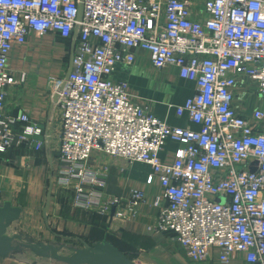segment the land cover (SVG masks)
<instances>
[{"label":"built area","instance_id":"2783aa9c","mask_svg":"<svg viewBox=\"0 0 264 264\" xmlns=\"http://www.w3.org/2000/svg\"><path fill=\"white\" fill-rule=\"evenodd\" d=\"M76 29L70 74L52 83L61 117L54 183L72 192L75 207L126 219L148 193H106L90 160L100 150L145 164L160 190L154 228L176 234L189 264L212 248L224 264L238 254L264 264V0H0V154L45 145L42 125L6 110L9 87L25 81L8 67L14 46L31 34L72 38ZM138 49L155 68L175 66L195 80L177 112L199 129L169 125L115 79ZM169 139L180 147L165 162Z\"/></svg>","mask_w":264,"mask_h":264},{"label":"crops","instance_id":"0c3cea01","mask_svg":"<svg viewBox=\"0 0 264 264\" xmlns=\"http://www.w3.org/2000/svg\"><path fill=\"white\" fill-rule=\"evenodd\" d=\"M73 39L74 36L63 38L55 33L42 36L31 34L26 44H16L10 54L8 67L17 77L25 75V81L9 87L6 110L13 115L20 109L24 110L34 122L44 127L45 135L50 137L45 136V145L39 150H29L26 146H15L9 150L10 154L20 153L14 163L22 169L8 166L0 168V205L10 200L23 207L16 200L17 188L31 179L33 173L27 175V170L33 166L42 171L50 163V158L53 160L57 154L61 117L60 109L52 96V83L55 78L67 76L71 65ZM114 77L116 80H127L128 91L137 101L169 125L200 128L191 120L188 112L181 116L177 112L178 106L185 104L196 92L195 80L181 75L179 68H155L149 52L138 49L134 62L130 65L120 64ZM179 147V142L169 139L161 151L162 160L172 162ZM90 165L104 173L106 193L129 197L132 190L139 189L148 193V200L141 203L136 213L126 219H111L110 216L96 211L75 207L72 203V192L69 191L74 208L58 198L55 208L59 221L79 229V238L88 243L109 240L137 264H156L157 257L164 259L165 264H189L190 260L176 234L158 232L154 228L159 209L154 205L153 199L160 190L156 181L147 182L149 166L114 157L100 150L93 152ZM142 248L145 250L140 252ZM131 253L136 257H131ZM198 264L224 263L219 260L218 248H212L208 259ZM230 264L251 263L243 254H238Z\"/></svg>","mask_w":264,"mask_h":264},{"label":"rangeland","instance_id":"374dc122","mask_svg":"<svg viewBox=\"0 0 264 264\" xmlns=\"http://www.w3.org/2000/svg\"><path fill=\"white\" fill-rule=\"evenodd\" d=\"M30 150V149H29ZM20 153H9V150L3 154H0V168L8 166L10 168L22 169L17 167L15 162L16 157ZM51 163V162H50ZM48 163L46 167L42 168V171L35 167H29L26 174L31 176L29 181H26L23 186L17 188V201H20L24 207L21 218L10 226L9 234L19 233L24 240L31 241H43L51 243H64L70 246L81 247L83 240L81 231L79 229L70 226L67 223H61L60 218L56 214L55 204L58 202V198L62 203L68 204L71 208H74L71 203L70 192L58 187L55 183L53 186V193L51 204L48 209V222H46L43 216V210L47 202V193L49 191L50 173L53 172L54 182V170L55 163ZM52 166V168H50ZM51 170V171H50ZM75 210V209H74ZM123 239L128 240V238ZM143 250L140 249V252ZM145 250V248H144ZM143 250V251H144ZM63 253H69L67 248L62 250ZM135 258L134 253L130 254ZM157 257V256H156ZM143 262V261H142ZM165 260L157 257L156 264H165ZM0 264H61L53 260L39 258L27 249H21L15 251L11 257L0 258Z\"/></svg>","mask_w":264,"mask_h":264},{"label":"water","instance_id":"95a60500","mask_svg":"<svg viewBox=\"0 0 264 264\" xmlns=\"http://www.w3.org/2000/svg\"><path fill=\"white\" fill-rule=\"evenodd\" d=\"M83 10L84 6L80 3L79 19L83 16ZM77 36L78 29L74 33L71 65L67 76L71 71ZM50 162L53 166L52 158H50ZM53 186V172H51L47 202L43 210L46 222H48V209L51 204ZM22 213L23 207L10 200H6L0 205V258L11 257L15 251L27 249L39 258L53 260L61 264H137L109 240H100L94 243L83 241L81 247H76L64 243L24 240L19 233L9 234L10 226L21 218ZM113 215L114 211L111 219H113ZM64 248H67L69 253H63Z\"/></svg>","mask_w":264,"mask_h":264},{"label":"trees","instance_id":"16d2710c","mask_svg":"<svg viewBox=\"0 0 264 264\" xmlns=\"http://www.w3.org/2000/svg\"><path fill=\"white\" fill-rule=\"evenodd\" d=\"M3 154V153H2Z\"/></svg>","mask_w":264,"mask_h":264}]
</instances>
